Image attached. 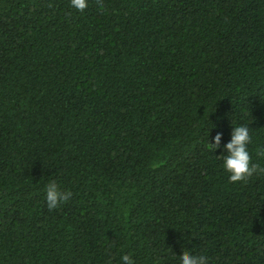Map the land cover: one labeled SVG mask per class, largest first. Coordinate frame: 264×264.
<instances>
[{
  "label": "trees",
  "instance_id": "1",
  "mask_svg": "<svg viewBox=\"0 0 264 264\" xmlns=\"http://www.w3.org/2000/svg\"><path fill=\"white\" fill-rule=\"evenodd\" d=\"M239 124L264 167V0H0V264H264Z\"/></svg>",
  "mask_w": 264,
  "mask_h": 264
},
{
  "label": "clouds",
  "instance_id": "2",
  "mask_svg": "<svg viewBox=\"0 0 264 264\" xmlns=\"http://www.w3.org/2000/svg\"><path fill=\"white\" fill-rule=\"evenodd\" d=\"M88 0H70L71 7L82 12L87 7ZM219 119V118H218ZM212 125L211 128H213ZM222 133L217 131L208 141L209 150L216 152L221 149ZM249 127L244 124L231 126L230 138L223 144L220 155L216 157L222 161L221 167L228 174L229 182L246 181L254 175H264V167L252 163L248 151L250 143ZM258 157H264V148L257 150ZM44 199L49 210L55 209L59 204L68 201L72 193L69 190H61L55 180L49 181L44 188ZM121 264H135V260L129 254L120 256ZM179 264H211L206 254H193L191 251H183L179 256Z\"/></svg>",
  "mask_w": 264,
  "mask_h": 264
}]
</instances>
